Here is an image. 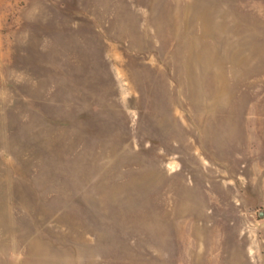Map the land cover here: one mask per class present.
Wrapping results in <instances>:
<instances>
[{
	"label": "rangeland",
	"instance_id": "rangeland-1",
	"mask_svg": "<svg viewBox=\"0 0 264 264\" xmlns=\"http://www.w3.org/2000/svg\"><path fill=\"white\" fill-rule=\"evenodd\" d=\"M264 0H0V264H264Z\"/></svg>",
	"mask_w": 264,
	"mask_h": 264
},
{
	"label": "water",
	"instance_id": "water-1",
	"mask_svg": "<svg viewBox=\"0 0 264 264\" xmlns=\"http://www.w3.org/2000/svg\"><path fill=\"white\" fill-rule=\"evenodd\" d=\"M261 215H264V212H261Z\"/></svg>",
	"mask_w": 264,
	"mask_h": 264
}]
</instances>
